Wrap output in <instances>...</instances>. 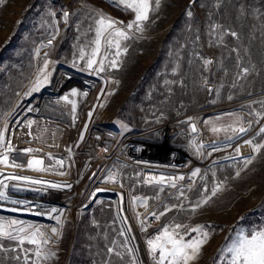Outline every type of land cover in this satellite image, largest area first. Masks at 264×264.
<instances>
[{
  "label": "rangeland",
  "instance_id": "374dc122",
  "mask_svg": "<svg viewBox=\"0 0 264 264\" xmlns=\"http://www.w3.org/2000/svg\"><path fill=\"white\" fill-rule=\"evenodd\" d=\"M62 2L0 0V264H264V0Z\"/></svg>",
  "mask_w": 264,
  "mask_h": 264
},
{
  "label": "built area",
  "instance_id": "2783aa9c",
  "mask_svg": "<svg viewBox=\"0 0 264 264\" xmlns=\"http://www.w3.org/2000/svg\"><path fill=\"white\" fill-rule=\"evenodd\" d=\"M173 182L179 186V188H186L187 186H191L193 181L192 179L188 178L186 175H180L178 180H173ZM148 225H155L156 218H151L148 222Z\"/></svg>",
  "mask_w": 264,
  "mask_h": 264
},
{
  "label": "trees",
  "instance_id": "16d2710c",
  "mask_svg": "<svg viewBox=\"0 0 264 264\" xmlns=\"http://www.w3.org/2000/svg\"><path fill=\"white\" fill-rule=\"evenodd\" d=\"M62 1L63 0H51L53 7L57 10L56 14H57L59 19L62 18V12L60 11V9L62 8V5H63ZM60 2H62V3L60 4ZM9 41L13 42V38H11ZM73 254L75 256L76 252H74Z\"/></svg>",
  "mask_w": 264,
  "mask_h": 264
}]
</instances>
